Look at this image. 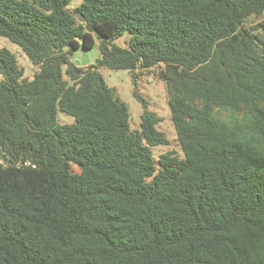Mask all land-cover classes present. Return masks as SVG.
I'll use <instances>...</instances> for the list:
<instances>
[{
  "label": "trees",
  "instance_id": "16d2710c",
  "mask_svg": "<svg viewBox=\"0 0 264 264\" xmlns=\"http://www.w3.org/2000/svg\"><path fill=\"white\" fill-rule=\"evenodd\" d=\"M71 1L0 0L38 66L0 49V264H264V0ZM101 67L166 83L182 155Z\"/></svg>",
  "mask_w": 264,
  "mask_h": 264
},
{
  "label": "rangeland",
  "instance_id": "374dc122",
  "mask_svg": "<svg viewBox=\"0 0 264 264\" xmlns=\"http://www.w3.org/2000/svg\"><path fill=\"white\" fill-rule=\"evenodd\" d=\"M81 2L82 0H72L68 5L69 10L76 16L78 24L83 22L77 11V7ZM130 38L131 33L125 32L120 37L115 38L113 42L119 46L128 47ZM96 40L97 44L92 49L80 47L72 50L71 60L80 66L96 64L100 56V39L96 36ZM2 48H8L16 55L19 65L24 69V78L32 79L34 77L38 66L31 61L18 45L11 42L6 37L0 36V49ZM64 70L63 68V71ZM99 70L106 83L114 88L121 100L127 104L130 112L131 125L134 129L138 128L140 125L141 115L145 109L144 104L149 112L156 114L160 118L157 127L166 134L168 143L152 148L154 159L157 160L161 154L169 151L182 155V149L177 140L175 126L171 117L166 83L159 80L152 71H145L144 73L138 72L137 75H134L131 71L126 69L101 67ZM64 77L67 78L65 72ZM2 79L3 76L0 73V82ZM136 89L144 100H140L135 96L134 92ZM57 121L59 124L73 123L75 117L58 109ZM73 169L77 170V167L74 166Z\"/></svg>",
  "mask_w": 264,
  "mask_h": 264
},
{
  "label": "built area",
  "instance_id": "2783aa9c",
  "mask_svg": "<svg viewBox=\"0 0 264 264\" xmlns=\"http://www.w3.org/2000/svg\"><path fill=\"white\" fill-rule=\"evenodd\" d=\"M34 166V165H33Z\"/></svg>",
  "mask_w": 264,
  "mask_h": 264
}]
</instances>
